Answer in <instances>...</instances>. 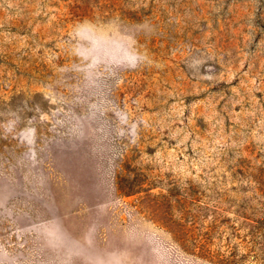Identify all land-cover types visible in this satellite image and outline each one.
Instances as JSON below:
<instances>
[{
	"label": "rangeland",
	"instance_id": "1",
	"mask_svg": "<svg viewBox=\"0 0 264 264\" xmlns=\"http://www.w3.org/2000/svg\"><path fill=\"white\" fill-rule=\"evenodd\" d=\"M0 264H264V0H0Z\"/></svg>",
	"mask_w": 264,
	"mask_h": 264
}]
</instances>
